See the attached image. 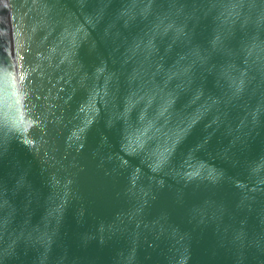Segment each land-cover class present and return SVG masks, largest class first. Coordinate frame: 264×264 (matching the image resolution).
Instances as JSON below:
<instances>
[{
    "label": "water",
    "instance_id": "95a60500",
    "mask_svg": "<svg viewBox=\"0 0 264 264\" xmlns=\"http://www.w3.org/2000/svg\"><path fill=\"white\" fill-rule=\"evenodd\" d=\"M0 264H264V0H0Z\"/></svg>",
    "mask_w": 264,
    "mask_h": 264
}]
</instances>
